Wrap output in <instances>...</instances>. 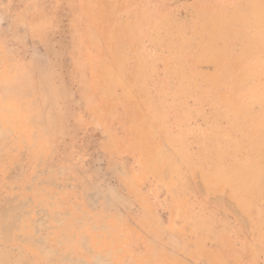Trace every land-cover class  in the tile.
Wrapping results in <instances>:
<instances>
[{"label":"rangeland","instance_id":"374dc122","mask_svg":"<svg viewBox=\"0 0 264 264\" xmlns=\"http://www.w3.org/2000/svg\"><path fill=\"white\" fill-rule=\"evenodd\" d=\"M262 4L0 0V264H77L53 235L103 221L154 260L264 264Z\"/></svg>","mask_w":264,"mask_h":264},{"label":"crops","instance_id":"0c3cea01","mask_svg":"<svg viewBox=\"0 0 264 264\" xmlns=\"http://www.w3.org/2000/svg\"><path fill=\"white\" fill-rule=\"evenodd\" d=\"M30 179H32V176H28L26 182L17 184L19 186L16 188L31 191L33 189L32 186H35V184L32 185L33 183H29L28 180ZM38 189L40 195L42 194L43 196L37 199L36 204L44 205V201L52 197L49 192L50 188L42 184V186H38ZM52 190H57V187H53ZM30 191L29 194L20 193L19 198L33 200ZM53 199H57L58 202L63 201L60 197L55 198L53 196ZM75 206L77 212H80L78 200L75 201ZM79 215L78 213L77 219H79ZM102 224L106 225L108 229L97 231L95 228H92L88 231V235H85V232L81 229H66L60 233H55L53 238L61 237L64 240L63 242L68 245L66 253H75V257L78 259L77 264H175L172 261L173 258L170 261L168 259L169 255L164 252L159 253L160 257L154 260L153 248H149L146 245L149 242L147 240L149 239L148 235L138 227H136V230L127 231L121 227L120 222H114L113 226L111 224H105L104 221L98 223L99 226H102ZM86 241H90L93 245V249L89 247L90 252L84 248ZM58 242L60 243V241ZM52 245H55V241ZM87 254L89 255V260L84 259L88 256Z\"/></svg>","mask_w":264,"mask_h":264},{"label":"bare ground","instance_id":"6f19581e","mask_svg":"<svg viewBox=\"0 0 264 264\" xmlns=\"http://www.w3.org/2000/svg\"><path fill=\"white\" fill-rule=\"evenodd\" d=\"M263 8H264V4H262V6L257 8L258 11L260 10V13H256V16L258 18V24H259L260 28L264 29V13L261 12V11H264ZM240 14H242V13H240ZM240 16L241 15H239V17ZM243 17H245V16H243ZM243 17H241V18H243ZM236 21H237V24H238L239 23V19L238 20L236 19ZM222 27H218L216 29L213 28V29H215V31L212 29L211 34L214 35V33H213V31H214V32H216L215 34L220 35L221 33H224L225 31H227L226 25L222 26ZM227 28H228V30L229 29L232 30L233 29V24L228 25ZM220 30H221V33H220ZM236 38H237V35H234V37L232 39H236ZM229 172H230V173H228L229 176H231L234 179V182H235L234 184H233V182H231V183L233 184V186L236 189H240V191L243 194L254 193L256 191L257 187L259 186V183H261L260 182V178H259V175H260V168L259 167H254L250 171H245L242 168H238V169L231 168ZM251 196H253V195H251Z\"/></svg>","mask_w":264,"mask_h":264}]
</instances>
